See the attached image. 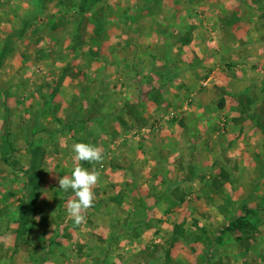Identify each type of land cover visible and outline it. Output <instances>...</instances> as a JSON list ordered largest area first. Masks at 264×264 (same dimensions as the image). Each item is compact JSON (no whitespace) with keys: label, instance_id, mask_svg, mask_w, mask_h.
<instances>
[{"label":"rangeland","instance_id":"obj_1","mask_svg":"<svg viewBox=\"0 0 264 264\" xmlns=\"http://www.w3.org/2000/svg\"><path fill=\"white\" fill-rule=\"evenodd\" d=\"M208 3L0 0V264H264V161L229 163L237 171L228 174L219 160L222 172L211 175L205 160L191 159V121L198 119L193 94L211 83L216 95L203 101L222 107L225 80L244 71L240 62L235 70L219 59L226 18L214 16ZM256 18L253 23L264 24V16ZM177 40L181 47L171 49ZM141 44L149 45L144 55ZM137 58L141 65L133 70ZM245 94L244 103L262 99ZM144 109L151 111L147 117ZM230 115L216 109L213 129L202 135L229 140ZM175 136L184 144H172ZM74 142L100 147L104 160L74 161ZM144 144L163 158L150 165L154 172L164 165L177 167L180 176L141 177L151 190L127 193V186L140 184L128 173L127 158ZM75 166L99 176L80 224L66 211L76 197L58 183ZM141 196L152 203L150 221L128 225L127 239L116 235L121 228L111 214L92 209ZM23 210L34 214L24 221Z\"/></svg>","mask_w":264,"mask_h":264},{"label":"crops","instance_id":"obj_2","mask_svg":"<svg viewBox=\"0 0 264 264\" xmlns=\"http://www.w3.org/2000/svg\"><path fill=\"white\" fill-rule=\"evenodd\" d=\"M208 1V4L213 7L212 9H214V11H216L214 16H218L222 12L224 14L223 16L226 18L224 24L221 25L222 27L220 32H223L226 37L223 38L222 42H220V50L223 51V55L220 56L219 54V59L229 61V66H231V68L235 70L239 69V65L237 63L240 62L244 67V71L238 72L236 74L233 73L232 75H229L228 80H225L223 90L226 91L223 95L225 96L227 101L222 107L217 106L214 103H205L203 101L206 96L209 97V95H213V97H215L214 95H216L215 91L211 92L212 89H208L211 83H207V89L205 88L201 91L204 94H193V96L196 97V100L194 101L197 103L194 104L191 110L197 114L198 119H192L191 121V127L195 130V134L190 141V145L192 146V148L190 149L192 154L191 159L193 160V162L197 161L199 164L200 162L206 161V166H204V168L206 169L205 171L207 173H211V175H215V173H218L220 171L222 172V169L219 166L217 168L215 167L216 161L220 160L226 162V164L223 163L224 165L221 164V166H224V171H227V173L230 174L235 173L237 169L234 167H230L229 163L236 161L241 162L242 160L264 161V24L259 22V18L257 21H255L256 23L252 22V18L254 17L255 19H257L256 17L260 16V19H263V13L262 16L261 14H257L262 12L264 6L262 5V0ZM256 1L257 3H255ZM182 4H185L184 1H182ZM251 7L257 8V10L253 9L254 14L248 15L249 9H251ZM183 8L187 9V6L184 5ZM246 9H248V12ZM186 11H188V9ZM190 12L192 13V11ZM193 42L194 41H192V43ZM168 45L171 47V49H178L181 47L180 41L174 43L173 46L172 44ZM189 46L190 44L187 45V47ZM139 47L141 48V50L145 51L142 52V54L144 55V53L146 54L149 45L141 44L139 45ZM138 56L139 54L137 55V57ZM139 61L140 59L137 58L132 62L131 68H133V70L140 67L141 63H139ZM142 63L145 65L147 63V60H144ZM254 66H256V69L253 68ZM247 70L249 72L248 74L245 72ZM141 73L145 77L148 75V71ZM181 86H183V84H181ZM144 87L145 84H143V88ZM218 90V93H220L221 90ZM250 91L252 93H250ZM243 92H247L245 96H258L262 97V99L258 100L254 104L246 102L244 103L243 101H240L241 97L243 96ZM150 96L151 90L144 89L143 97L146 98ZM168 96L170 97L171 94L168 93ZM216 109L220 113L224 112L227 114H231L230 121L227 122V128L229 130L227 134L229 135V140L224 139L219 143H216L215 141L213 142V139H211L210 137L206 138V136L202 135H206L204 131L207 132V135L210 134L209 132H211V130L213 129V125H211L213 124L211 122V113L216 112ZM148 111L149 110L145 109L144 111L142 110L145 117H147L146 113ZM253 113L256 115L252 116ZM200 116H203L204 119L202 125L199 124L203 121ZM134 123H136L135 120ZM182 140V138L178 139V137L175 136L172 139V144L174 143V141L175 144L176 142L181 141V145H183L184 142ZM201 144H205V150L200 147ZM140 145H142V143ZM144 145V150H142L141 153H137L134 156H131L130 154V156L127 158L128 162L131 163L130 167L127 168L128 173L131 175V178L133 179V182L135 184L138 185L140 183L139 187L137 188H135V185L127 186V189L125 190V192L127 193H131V191L133 190L134 194H136V192L138 191L146 194L151 190L147 188L148 184L144 183L145 181L142 182L140 180L141 177L146 178L152 176V179L157 178L156 180H159L161 178H163L164 180L166 178L171 180L170 176H180L176 169L177 167H174L172 169L171 167L168 168V166L165 167L164 165H159V169L157 168L154 172L153 166L150 165L154 162L156 163L159 160L162 161L163 158L159 156L156 151H152V146L149 147L147 146V144ZM145 147H149L147 151ZM247 155H252V157H248ZM255 169L256 172L257 170H259L258 175H261L263 173L260 164L259 166L255 165ZM199 170L200 169H198V171ZM198 171L196 173L197 178L200 174ZM211 175H207V177L209 178L211 177ZM137 179H139L140 182H137ZM165 193L167 192H164V194ZM100 194L105 195L104 191H101ZM139 198H141V200H137L135 202L125 201L126 203H123V205L118 202H98L95 206V209H92L95 212L105 211L111 214V219L113 220V222H115V224L119 226V230L121 228L120 232H118V234L116 235L119 238L127 239L129 237H132V235L128 232V225L139 226V224L141 223L146 224L150 221V219L146 217V215L149 216L151 214L150 207H152V203L150 202L151 204H149V200L147 202L146 197L144 196H141ZM106 199L103 200L105 201ZM120 208L125 209L126 212L123 214ZM118 213L121 217L117 216ZM99 223L101 226H105L104 223L102 224V221H99ZM107 235L104 234V240H115L113 234L106 238Z\"/></svg>","mask_w":264,"mask_h":264},{"label":"clouds","instance_id":"obj_3","mask_svg":"<svg viewBox=\"0 0 264 264\" xmlns=\"http://www.w3.org/2000/svg\"><path fill=\"white\" fill-rule=\"evenodd\" d=\"M73 160L88 162L91 164L101 163L104 155L100 147L85 142H74L71 145ZM98 173L82 166L71 169L70 175H63L58 181L59 188L65 192L71 191L76 199L67 204V214L74 223L80 224L84 219L83 212L93 206V188L98 182Z\"/></svg>","mask_w":264,"mask_h":264},{"label":"trees","instance_id":"obj_4","mask_svg":"<svg viewBox=\"0 0 264 264\" xmlns=\"http://www.w3.org/2000/svg\"><path fill=\"white\" fill-rule=\"evenodd\" d=\"M31 182L34 183V178L33 177H31ZM31 214H34V212L31 211V213H30L28 210H23L22 211V214H21L22 215V219L25 221L26 218H24V217L26 216V217L29 218L30 216H32ZM238 220L241 222L242 219L241 218H238ZM25 225L26 224H24V226Z\"/></svg>","mask_w":264,"mask_h":264}]
</instances>
